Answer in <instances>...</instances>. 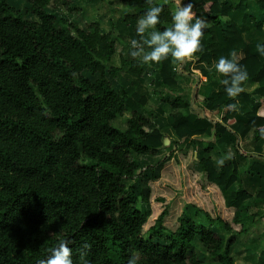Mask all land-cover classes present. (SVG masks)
I'll list each match as a JSON object with an SVG mask.
<instances>
[{"label": "trees", "instance_id": "1", "mask_svg": "<svg viewBox=\"0 0 264 264\" xmlns=\"http://www.w3.org/2000/svg\"><path fill=\"white\" fill-rule=\"evenodd\" d=\"M19 1L33 19H26L10 0H0V264H38L60 240L70 242L74 264L85 244L90 264H127L132 254L137 264H234V240L222 234L248 231L239 212L253 197L242 188L237 161L232 158L217 170L200 137L214 128V137L221 139L235 123L226 105L242 99L252 111L248 123H239L238 133L245 137L254 129L256 141L264 138V95L245 90L248 82L264 90V56L244 41L235 22L221 19L239 10L247 22L249 0L236 7L228 0H186L212 14L213 26L204 30L196 63L210 65L220 56L242 52L238 63L248 79L235 99L223 88L215 99H199L204 111L223 110L217 123L203 116L192 124L181 112L188 106L176 91L174 98L161 95V103L173 111L179 138L169 147L164 125L153 113L133 111L124 130L116 126L130 112V96L107 78L118 79L123 69L146 76L138 59L122 56L121 67L111 64L117 42H142L135 23L150 7L146 0H122L139 11L125 19L128 37L86 23L77 0L54 1L79 22L50 11L53 0ZM153 4L160 6L156 0ZM258 5L264 10V2ZM160 7L156 28L163 31L172 24L173 13ZM263 28V23L257 25L259 32ZM150 64L159 72L154 85H176L171 56ZM146 102L142 97L140 105ZM188 141L185 149L179 148ZM163 150L167 153L156 164L141 165L140 157ZM236 151L262 187L256 199L264 201V158ZM235 184L239 189L225 200L222 189ZM139 200L150 207L149 213L138 208ZM191 209L204 217L205 225L193 221ZM251 217L264 223V211ZM196 240L204 257L194 248Z\"/></svg>", "mask_w": 264, "mask_h": 264}, {"label": "crops", "instance_id": "2", "mask_svg": "<svg viewBox=\"0 0 264 264\" xmlns=\"http://www.w3.org/2000/svg\"><path fill=\"white\" fill-rule=\"evenodd\" d=\"M156 1L160 6H168L173 13L176 6L175 0ZM20 2L21 1H19V4ZM183 2L186 4V0H183ZM228 2L232 6L236 7L240 3V0H228ZM260 2H264V0L248 1L247 22L244 21L243 12L239 10H234L228 15V17L221 18L224 22H235L238 30L243 36L244 41L251 47H257L258 44H264V28L262 32L257 30L258 24H264V10L258 5ZM52 4H55L58 9L63 11H57L58 13L66 14L57 15L67 17L73 22H79L78 17L68 14L63 9L62 4L59 1L53 0ZM76 4L82 10V16L86 23L98 24L100 29L105 34H111L114 37H128L129 25L126 23L125 19L126 17H137L139 15L138 10L131 9L127 3L122 0H77ZM48 9L50 10V8ZM193 11L197 16L208 22V26L205 30L209 31L213 26L210 20L212 14L204 12L199 8H193ZM139 19L140 18H138L137 21ZM137 21L135 23V27L137 26ZM168 27H171V25L166 26V28ZM148 40L149 33L146 31L143 34V40L140 43L145 51L151 50ZM132 50L134 49L131 48L130 40H127L125 45L117 42L116 54L111 60L112 66L121 67L122 56L127 60L138 59L143 64L146 76L144 78H139L128 73L126 69L121 71L118 79H112L107 76V78L111 81V84L112 81H115L120 86L118 90L123 88L130 96V112L126 113L125 116L121 118L125 120L124 128L119 129L124 130L126 128V123L131 118L133 111H137L143 115L153 113L157 119L163 123V133L166 138L170 140L169 145L166 147L171 146L174 142H178L179 138L176 136L174 131L175 124L171 118L173 111L169 107L164 106L160 101L161 95H168L174 98V95L172 94L173 91H176L187 104V109L181 110V112L188 115L189 121L192 124H194L197 118L203 116L209 117L214 123L221 122V113L223 110L216 114H213L210 111H204L202 110L203 104L199 100L201 97L209 100L215 99L219 96L223 88L220 84V79H222V77L216 72L215 63L210 65L206 63L197 64L196 59L178 62L172 58V67L174 71H177L178 73L176 85L171 88H164L154 85L159 72L154 69L150 63H144L142 57H132L130 55ZM243 58L244 54L242 52L235 54L237 62ZM245 90L248 93L264 95V90L260 89V85L254 82H248ZM142 97L147 99L144 107L140 105ZM131 101L132 104L130 105ZM238 101L239 110L232 111L228 114V118L234 120L235 123L228 126V131L221 139L214 137V128H210L208 132L200 138L202 140L203 148L211 149V152L207 157L212 159L217 170L220 169L222 164H227L232 158L237 161L242 188L253 197L244 203L239 212L248 231L242 235H238L235 232L222 234L226 239L234 240V245L231 250V256L234 264H241V262L242 264H264V223L261 221L254 222L251 217L254 212L264 211V201L256 199L258 193L262 190V187L257 178L251 177L247 173V160L236 151V148H240L248 155L264 158V138L260 141H256L254 129H252L245 137H242L238 133L239 123H248L247 114L252 111V107L249 103L242 99ZM189 144L190 142L188 141L179 146V148L185 149ZM162 153H167V150H163L158 153L157 156L161 159L164 156ZM199 155H201L200 149L195 151V158H198ZM220 161H223V163ZM195 170L199 172L201 168L197 165L195 166ZM238 189V184H235L229 190L222 189L225 200L229 198L231 192ZM191 215L192 212L190 211V216ZM192 219L197 225H205L204 217L197 214L194 210ZM199 243L200 242L196 240L194 248L198 252L199 256L204 257L206 253L205 249L202 244L200 243V246ZM211 264L217 263L212 262Z\"/></svg>", "mask_w": 264, "mask_h": 264}, {"label": "clouds", "instance_id": "3", "mask_svg": "<svg viewBox=\"0 0 264 264\" xmlns=\"http://www.w3.org/2000/svg\"><path fill=\"white\" fill-rule=\"evenodd\" d=\"M150 5L145 14L137 21V34L149 33L148 44L150 51L144 48L136 39L131 40L130 52L132 57H142L144 63H159L171 56L178 62L198 59V53L202 49L201 38L208 22L196 15L193 11V3H184L183 0H175V9L171 16V27L160 31L156 25L160 23V14L162 8L153 4V0H146ZM257 50L260 55L264 56V44H258ZM231 57V58H230ZM230 57L220 56L215 62V69L222 77L220 84L223 91L229 98H237L244 91L243 84L248 79V73L244 67L235 59V53ZM239 101L226 105L228 110L238 111ZM223 163V161H220ZM69 241L60 240L57 246L51 249L50 254L41 259L38 264H74L73 250L69 246ZM85 244L79 255V264H90L86 258ZM127 264H137L135 254L129 256ZM242 264V262H241Z\"/></svg>", "mask_w": 264, "mask_h": 264}, {"label": "rangeland", "instance_id": "4", "mask_svg": "<svg viewBox=\"0 0 264 264\" xmlns=\"http://www.w3.org/2000/svg\"><path fill=\"white\" fill-rule=\"evenodd\" d=\"M10 1H11L12 4L16 5L17 8H19L25 14V18L26 19H29V20L33 19L31 17V15H27L26 14V6L23 3L20 2V4H19V1L18 0H10ZM49 8H50V11H53V13H55V14H65V13H58L57 11H59V12H63V11L61 9H58L55 6V4H52ZM87 77L90 78L89 75H87ZM92 80H94V79L92 78ZM112 85L117 90L120 87L119 84H117L115 81H112ZM131 104H132V101L130 102V105ZM124 121H125L124 119H119L117 121V123H116L117 127L118 128H124ZM165 154L162 153V155H165ZM139 159H140L141 165L142 166H146V165H154V164H156L157 161L160 160L161 158L158 157V156H144V157H140ZM125 184H126V186H130L131 185V182L130 183H125ZM138 208L141 211L145 212V213H149L150 212V207L147 206V205H145V204H143L141 200H139V202H138ZM190 211L192 212L191 217H193V210L191 209ZM155 243H158L159 244L158 241H155ZM160 243H162V242H160ZM199 245H200V243H199Z\"/></svg>", "mask_w": 264, "mask_h": 264}, {"label": "water", "instance_id": "5", "mask_svg": "<svg viewBox=\"0 0 264 264\" xmlns=\"http://www.w3.org/2000/svg\"><path fill=\"white\" fill-rule=\"evenodd\" d=\"M169 143H170V140H169L168 138H165V139H164V145H165V146H168Z\"/></svg>", "mask_w": 264, "mask_h": 264}]
</instances>
